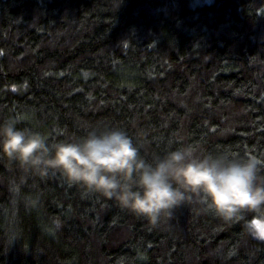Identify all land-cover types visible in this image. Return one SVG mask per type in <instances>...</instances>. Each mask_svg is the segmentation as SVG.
<instances>
[{
	"label": "trees",
	"instance_id": "16d2710c",
	"mask_svg": "<svg viewBox=\"0 0 264 264\" xmlns=\"http://www.w3.org/2000/svg\"><path fill=\"white\" fill-rule=\"evenodd\" d=\"M51 141L85 126L253 155L264 175V0H0V120ZM0 162V264H264V240L195 202L153 226L115 202ZM57 222L59 227H57Z\"/></svg>",
	"mask_w": 264,
	"mask_h": 264
},
{
	"label": "clouds",
	"instance_id": "9594fccd",
	"mask_svg": "<svg viewBox=\"0 0 264 264\" xmlns=\"http://www.w3.org/2000/svg\"><path fill=\"white\" fill-rule=\"evenodd\" d=\"M17 124L14 117L0 120V162L14 172L8 183L13 204L36 207L39 195L23 191L29 180L57 173L153 226L195 202L203 212L224 222L243 221L247 233L264 237V175L253 155L202 153L182 145L147 157L143 133L133 137L116 126L86 125L82 135L51 141Z\"/></svg>",
	"mask_w": 264,
	"mask_h": 264
},
{
	"label": "rangeland",
	"instance_id": "374dc122",
	"mask_svg": "<svg viewBox=\"0 0 264 264\" xmlns=\"http://www.w3.org/2000/svg\"><path fill=\"white\" fill-rule=\"evenodd\" d=\"M259 239H261V240H264V237H258Z\"/></svg>",
	"mask_w": 264,
	"mask_h": 264
}]
</instances>
